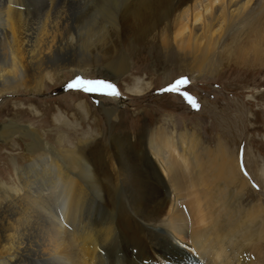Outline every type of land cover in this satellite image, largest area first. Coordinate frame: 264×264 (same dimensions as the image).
Masks as SVG:
<instances>
[{"label": "bare ground", "instance_id": "6f19581e", "mask_svg": "<svg viewBox=\"0 0 264 264\" xmlns=\"http://www.w3.org/2000/svg\"><path fill=\"white\" fill-rule=\"evenodd\" d=\"M230 30L240 33L234 56L263 64L264 0H0V98L66 74L114 80L148 47L167 58L177 50L200 78L209 38ZM100 110L107 143L84 134L66 146L55 125L54 145L15 117L0 124V142L23 144L28 161L11 159L15 183H0V264H264L259 156L244 163L260 191L239 157L217 158L195 132L113 133L120 112L109 102Z\"/></svg>", "mask_w": 264, "mask_h": 264}, {"label": "rangeland", "instance_id": "374dc122", "mask_svg": "<svg viewBox=\"0 0 264 264\" xmlns=\"http://www.w3.org/2000/svg\"><path fill=\"white\" fill-rule=\"evenodd\" d=\"M239 35L230 30L222 33L219 39L209 38L205 49L208 54L207 72L200 78H196L197 73L191 74L186 69L177 50L167 58L169 52L148 47L133 56L129 70L114 80L94 72L82 76L85 80L102 79L112 83L119 95L69 89L67 84L74 78L66 74L64 79L48 84L39 93L21 91L1 97L0 124L15 117L21 125L35 128L44 142L54 145L57 144L55 125H58V131L66 134V146L84 134L97 136L99 142L104 137L103 141L107 143L104 132L108 130L109 122L100 110V104L109 102L120 112L119 118L112 123L113 133L136 136L144 127L152 130L162 124L172 129V125H175L178 133L188 130L195 132L206 151L207 148L213 150L211 152L217 158L232 157L236 161V157H239L242 172L247 170L244 163L246 154L259 156L261 170L264 167V62L242 64L234 56ZM181 78H186L188 83L180 86V93L166 91L171 83ZM138 83L149 87L145 95H130L129 89ZM185 91L197 107H192L181 94ZM78 104L81 110L77 109ZM17 108H23L26 114L17 117ZM60 116L71 127L56 124L54 120ZM18 145L11 147L0 142V183H15L11 159L15 158L23 165L28 162L24 160L25 147L21 143ZM259 170L257 172L261 173ZM242 176L251 181L252 188L261 190L250 173L247 176L243 173ZM251 199L253 202L256 200ZM246 202L243 201V205Z\"/></svg>", "mask_w": 264, "mask_h": 264}, {"label": "snow or ice", "instance_id": "6c2138e0", "mask_svg": "<svg viewBox=\"0 0 264 264\" xmlns=\"http://www.w3.org/2000/svg\"><path fill=\"white\" fill-rule=\"evenodd\" d=\"M188 81L186 78L177 79L174 83H171L166 89L168 92L180 93V86L182 84H187ZM69 89H75L83 91L84 93H97L103 95L116 96L119 95L115 86L112 83H108L102 79H89L85 80L80 77H77L75 80L67 84ZM185 99L192 105V107H197V104L192 99L190 95L185 91L181 93ZM243 163H241V168H243ZM244 175L247 176V171H244ZM255 187V185H254Z\"/></svg>", "mask_w": 264, "mask_h": 264}]
</instances>
